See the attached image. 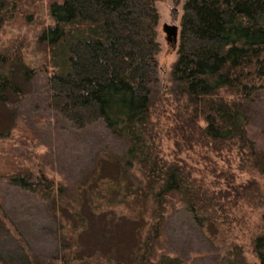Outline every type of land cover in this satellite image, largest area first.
<instances>
[{"label": "trees", "instance_id": "trees-1", "mask_svg": "<svg viewBox=\"0 0 264 264\" xmlns=\"http://www.w3.org/2000/svg\"><path fill=\"white\" fill-rule=\"evenodd\" d=\"M30 2V10H22L26 0H0V33L5 23H15L14 17L35 15L37 0ZM50 14L55 24L43 25L38 41L45 53L55 51L53 65L59 68L48 81L49 109L75 129L103 120L114 136L127 142L123 158L141 174L126 190L134 213L147 212L150 218L143 238L132 244L133 264H186L181 255L162 250L168 214L178 200L204 227L215 197L197 184L186 164L160 155L149 88L160 52L156 0H56ZM27 51L25 45L13 54L0 53V101L6 105L9 95L22 92L17 74L35 76L25 61ZM172 74L181 103L174 131L184 147L201 144L218 153L237 146L249 163L242 170L264 177V150L248 135V104L264 87V0H186ZM222 91L236 99H226ZM4 177L48 202L68 191L45 174L38 181L21 170ZM242 186L239 196L264 205L257 180ZM76 216L87 219L79 212ZM74 244L67 240L64 253L52 264H92L76 253ZM253 250L264 264V214ZM243 252L238 245L231 251L233 257Z\"/></svg>", "mask_w": 264, "mask_h": 264}, {"label": "rangeland", "instance_id": "rangeland-1", "mask_svg": "<svg viewBox=\"0 0 264 264\" xmlns=\"http://www.w3.org/2000/svg\"><path fill=\"white\" fill-rule=\"evenodd\" d=\"M30 1L21 9L30 10ZM55 1L37 0L35 15L14 17L15 23H5L0 33V53L13 54L26 45L25 61L36 71L33 79L19 72L21 94L9 95L8 105L0 101V264H52L64 253L67 240H73L76 253L92 264H133L132 244L136 237L143 238L150 218L147 212L136 215L132 197L126 195L141 177L123 158L127 142L114 136L103 120L75 129L49 109L48 81L59 68L53 65L55 51L45 53L38 41L43 25L55 24L50 14ZM185 2L156 0L160 52L149 84L152 121L159 133L160 155L186 164L215 200L204 227L177 200L164 227L162 250L181 255L186 264H261L253 239L263 231L264 205L249 203L238 190L257 180L264 195V177L242 170L246 158L237 146L218 153L201 144L186 148L175 135L181 103L172 68L178 59ZM171 25L178 26L175 43L164 29ZM222 96L236 99L224 91ZM248 105V135L258 150H264V87ZM20 170L31 172L37 181L45 174L68 191L55 202L45 201L4 177ZM77 212L87 219L80 221ZM234 245L242 247L243 255L232 256Z\"/></svg>", "mask_w": 264, "mask_h": 264}, {"label": "water", "instance_id": "water-1", "mask_svg": "<svg viewBox=\"0 0 264 264\" xmlns=\"http://www.w3.org/2000/svg\"><path fill=\"white\" fill-rule=\"evenodd\" d=\"M174 14H177V10L173 9ZM165 31L168 34L169 39H172V41L175 43L178 35V26L171 25V26H165Z\"/></svg>", "mask_w": 264, "mask_h": 264}, {"label": "flooded vegetation", "instance_id": "flooded-vegetation-1", "mask_svg": "<svg viewBox=\"0 0 264 264\" xmlns=\"http://www.w3.org/2000/svg\"><path fill=\"white\" fill-rule=\"evenodd\" d=\"M174 13V11H172Z\"/></svg>", "mask_w": 264, "mask_h": 264}]
</instances>
